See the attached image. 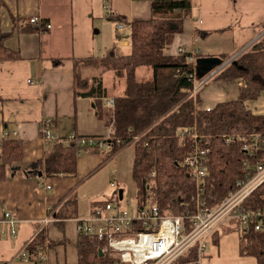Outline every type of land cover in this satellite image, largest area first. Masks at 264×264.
<instances>
[{
	"label": "crops",
	"instance_id": "obj_1",
	"mask_svg": "<svg viewBox=\"0 0 264 264\" xmlns=\"http://www.w3.org/2000/svg\"><path fill=\"white\" fill-rule=\"evenodd\" d=\"M114 13L126 22L110 18ZM36 16L51 27L32 23ZM150 17V0H0V32L10 34L5 46L19 55L0 61V143L2 132L23 143L21 160L6 167L5 178L0 180V207L20 221L16 238L0 237V264H36L23 260L21 254L29 251L30 242L40 240L42 232L46 236L42 250L49 264H78L77 220L88 216L100 201L120 199L121 190L125 200L119 181L117 187L110 182L111 172L116 177L120 166L114 161L125 151H115L109 142L113 118L109 102L114 99L76 97V72L83 78L98 73L91 68L93 62H79L77 67L76 61L101 58L109 52L130 55L131 23ZM262 32L264 0H191L183 31L173 37L164 53L177 56V50L183 48L187 53L200 50L199 58H231ZM55 59L62 62L55 65ZM146 68H140L138 75L150 77L152 72ZM103 80L109 95L123 92L124 81L119 83L113 73L105 74ZM110 80L118 84L110 87ZM240 85L239 80H209L199 92L201 108L237 99ZM246 104L254 114L264 115V92ZM45 120H51L52 132L60 138L74 133L107 144L79 151L76 172L49 174L44 161L55 144L43 140L40 127ZM111 162L114 165L107 170ZM133 163L134 153L132 169ZM122 164L125 167L124 161ZM97 169L101 178L87 182ZM44 180L52 189L40 186ZM50 205L59 207L53 222L43 226ZM239 246L240 230L233 223L223 235H216L200 264H264L256 257L241 255Z\"/></svg>",
	"mask_w": 264,
	"mask_h": 264
},
{
	"label": "trees",
	"instance_id": "obj_2",
	"mask_svg": "<svg viewBox=\"0 0 264 264\" xmlns=\"http://www.w3.org/2000/svg\"><path fill=\"white\" fill-rule=\"evenodd\" d=\"M151 17L131 23L132 53L128 56L109 52L101 58L78 60L98 71L89 78L76 72V97L79 95L95 98L114 99L112 107L111 135L122 142L113 144L115 151L126 148V143L136 136L141 138L134 144L132 178L138 188V205L151 201L162 213H171L186 218L194 213L196 183L189 169L184 165L186 156L192 149L190 138L194 128L209 151L208 168L210 174L206 183L205 197L217 205L234 189L237 180L246 175L244 162H264V150H258L255 157L244 151L239 136L252 133L264 135V115H256L247 106L248 101H256L264 92V35L253 45L230 62L215 78L226 81L239 80V97L218 103L210 111L201 108L199 92L192 94L194 82L190 78L193 64L187 54L170 56L164 53L173 37L183 31V22L191 9V0H150ZM119 22L126 18L111 14ZM44 26V25H42ZM10 34L0 32V61L18 59L17 52L5 46ZM226 61L229 58L221 56ZM62 59H55L59 64ZM147 67L151 76L140 79L138 70ZM79 69V68H78ZM108 72L117 79H123L125 87L118 95H109L103 77ZM81 93V94H80ZM187 136L182 140L181 132ZM228 137L233 138L230 142ZM82 148L74 144L57 142L54 151L44 161L45 172L74 173L77 157ZM23 143L10 138L0 143V180L5 178L6 167L20 161ZM40 163H35L36 165ZM155 172V176L153 173ZM152 199H151V198ZM245 210L264 212V184L244 203ZM261 222L262 228L256 230ZM39 241L27 247L30 253L42 250L46 236L40 234ZM105 243L80 236L78 242V264H117L118 258L110 249L101 255ZM240 254L256 257L264 263V216L256 217L240 229ZM177 264H198L197 248H190Z\"/></svg>",
	"mask_w": 264,
	"mask_h": 264
},
{
	"label": "built area",
	"instance_id": "obj_3",
	"mask_svg": "<svg viewBox=\"0 0 264 264\" xmlns=\"http://www.w3.org/2000/svg\"><path fill=\"white\" fill-rule=\"evenodd\" d=\"M30 21L34 24L51 27L38 16L31 18ZM123 25L120 23L118 27L122 29ZM255 42L250 43L247 47L249 48ZM177 54H187L189 62L193 64V72L190 74V78L194 82L192 90L194 97L209 80L215 78L230 62L238 57L229 58L228 64L219 66L203 78L198 79L196 67L201 51L196 50L187 53L183 48H179ZM109 105L114 107V100L110 101ZM211 109L208 107L205 110L210 111ZM40 131L43 140L49 144L62 142L66 145L74 144L82 149L94 146L103 147L107 144L103 139L82 138L74 133L65 138H60L52 132L51 120L43 121ZM186 136L187 134L182 131V140ZM189 136L193 146L183 163L189 169L196 183L194 213L188 216L190 227H187L185 217L171 213L164 214L159 206L152 201L143 206L138 205L136 201V206L129 209L121 206V203L125 201L124 198L122 200L113 198L95 204L88 216L77 220L79 235L105 243L106 248L102 249L103 252L110 249L119 260L117 264H177L176 261L192 247L197 248L198 264H200L208 254L216 235H223L226 228L233 223L240 230L246 227L252 219L263 217L264 212L247 211L244 209L243 203L264 184V162L250 163L245 161L246 175L236 181L234 189L219 204L211 206L210 204L214 199L205 197L207 178L210 174L208 168L209 151L203 146V140L195 128ZM1 137L7 138L8 133L2 132ZM140 138L141 136H136L129 143H126V146L134 145ZM231 140L233 138L228 137L226 141L230 142ZM238 140L243 142L244 151L250 157H255L258 150H264V135L260 133L239 136ZM109 142L112 145L122 144L120 140L112 137ZM153 176H155V172ZM39 183L46 190L52 189V186L45 180ZM111 186H118L116 177L111 181ZM127 203L130 204V201L127 200ZM58 207L59 205L49 206V214L42 221L43 226L53 222ZM0 214V237L8 235L16 238L18 235L17 226L20 221L6 208L0 207ZM261 228L262 223L259 222L256 225V230ZM21 258L25 261L34 260L36 264H49L47 253L44 250L33 253L26 251L21 254Z\"/></svg>",
	"mask_w": 264,
	"mask_h": 264
},
{
	"label": "rangeland",
	"instance_id": "obj_4",
	"mask_svg": "<svg viewBox=\"0 0 264 264\" xmlns=\"http://www.w3.org/2000/svg\"><path fill=\"white\" fill-rule=\"evenodd\" d=\"M146 70L149 71L150 69L146 68ZM149 72H151V70ZM138 76L140 79H146L147 78V76L142 75V73L139 74ZM120 81H123V79H119V83H120ZM110 82H112V83H110ZM110 82L108 83V85L110 87H113L114 85L118 84L117 80L116 81L110 80ZM107 89L109 90V87ZM133 153H134V145L128 146L127 148H125L124 153L120 154L117 157V159L114 161V162H117L115 164L116 166L118 163L120 164L119 170L116 172V178L118 179V181L120 183V189H124L125 193H126L125 201L123 203H121V206L125 207V208H129V209H133L136 206V201L138 200V188H137V186H136V184L132 178V156H133ZM119 158H120V160H119ZM122 161H124L126 168L123 166ZM113 165H114V163H112L110 166L109 165L106 166L107 167L106 169L107 170L112 169ZM98 171H99V169L92 172L90 174V176L86 179V180L89 179L87 182L96 179L99 176ZM113 172H111L112 176H111L110 182L112 181L113 176H114ZM99 178H101V175L99 176ZM127 200L130 201V204L127 203ZM85 217H83V218H85ZM83 218H80V219H83Z\"/></svg>",
	"mask_w": 264,
	"mask_h": 264
},
{
	"label": "water",
	"instance_id": "obj_5",
	"mask_svg": "<svg viewBox=\"0 0 264 264\" xmlns=\"http://www.w3.org/2000/svg\"><path fill=\"white\" fill-rule=\"evenodd\" d=\"M264 35V32H262V34L259 36V38H261ZM257 38L256 41L259 39ZM248 47L242 49L238 54H236L234 57L239 56L242 52H244L245 49H247ZM228 61H224L222 58L219 57H203V58H199L197 60V67H196V75L198 77V79L203 78L207 73H209L211 70L217 68V67H221L224 64H228ZM122 190L120 191V199H122L123 195H122ZM102 251H101V255H102Z\"/></svg>",
	"mask_w": 264,
	"mask_h": 264
}]
</instances>
